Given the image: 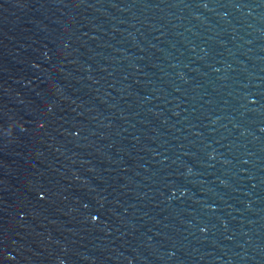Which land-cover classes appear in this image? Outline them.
Listing matches in <instances>:
<instances>
[{"label": "water", "instance_id": "95a60500", "mask_svg": "<svg viewBox=\"0 0 264 264\" xmlns=\"http://www.w3.org/2000/svg\"><path fill=\"white\" fill-rule=\"evenodd\" d=\"M217 264H264V0H64Z\"/></svg>", "mask_w": 264, "mask_h": 264}]
</instances>
